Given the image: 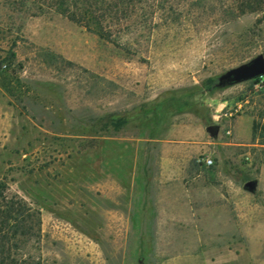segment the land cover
I'll use <instances>...</instances> for the list:
<instances>
[{"label": "rangeland", "instance_id": "1", "mask_svg": "<svg viewBox=\"0 0 264 264\" xmlns=\"http://www.w3.org/2000/svg\"><path fill=\"white\" fill-rule=\"evenodd\" d=\"M20 1L0 0V181L40 212L31 253L264 264V77L207 87L264 55V0H145L110 39Z\"/></svg>", "mask_w": 264, "mask_h": 264}, {"label": "trees", "instance_id": "2", "mask_svg": "<svg viewBox=\"0 0 264 264\" xmlns=\"http://www.w3.org/2000/svg\"><path fill=\"white\" fill-rule=\"evenodd\" d=\"M29 0H21L25 5ZM41 12H53L86 27L102 39H110L112 27L126 21L135 13L136 7L145 0H31ZM258 1V0H255ZM263 2V0H260ZM247 3L250 11L255 10ZM246 7V6H245ZM260 78L254 81H259ZM209 90L218 87L217 81L208 80ZM125 124L117 120L120 129ZM253 137L264 147V123L254 121ZM41 215L24 199L9 192L8 185L0 181V264H44L41 256L31 253L41 238Z\"/></svg>", "mask_w": 264, "mask_h": 264}, {"label": "water", "instance_id": "3", "mask_svg": "<svg viewBox=\"0 0 264 264\" xmlns=\"http://www.w3.org/2000/svg\"><path fill=\"white\" fill-rule=\"evenodd\" d=\"M262 77H264V55H259L252 61L233 68L220 76L218 79V87L232 86ZM208 132L212 136H215L217 134V128L210 126ZM258 185V180H251L246 183L245 190L254 194L258 189Z\"/></svg>", "mask_w": 264, "mask_h": 264}, {"label": "built area", "instance_id": "4", "mask_svg": "<svg viewBox=\"0 0 264 264\" xmlns=\"http://www.w3.org/2000/svg\"><path fill=\"white\" fill-rule=\"evenodd\" d=\"M205 165H206V166H211V165H213V160H212V159H207V160L205 161Z\"/></svg>", "mask_w": 264, "mask_h": 264}]
</instances>
